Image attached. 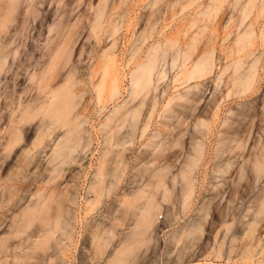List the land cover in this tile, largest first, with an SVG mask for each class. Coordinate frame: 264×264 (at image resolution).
I'll list each match as a JSON object with an SVG mask.
<instances>
[{
	"label": "rangeland",
	"instance_id": "1",
	"mask_svg": "<svg viewBox=\"0 0 264 264\" xmlns=\"http://www.w3.org/2000/svg\"><path fill=\"white\" fill-rule=\"evenodd\" d=\"M112 4L116 31H91L97 7ZM13 15L0 47L20 83L49 60L51 21H70L65 53L47 70L46 93L71 103L68 116L79 129L67 156L68 124L42 109L20 119L14 104L6 108L8 127L19 132L14 141L0 133V236L11 234L15 218L11 241L24 245L15 250L19 259L5 264L42 257L44 244L29 250L38 222L18 219L35 192L46 197L53 223L63 226L77 214L72 240L59 229L53 235L51 245L65 248L56 264H105L121 248L123 264H264V214L254 239L243 236L264 193V174L255 180L248 169L264 165V0H36ZM246 28L253 45L242 48L235 38ZM171 38L187 60L170 47ZM206 52L215 67L197 73L193 65ZM149 55L155 57L149 78L135 80L132 72ZM99 62L106 64V85L97 95ZM113 80L118 94L111 92ZM33 87L30 79L15 94L25 100ZM189 166L192 193L183 203L180 174ZM159 171L161 179L153 176ZM149 200L151 223L141 227L137 217ZM95 242L102 247L96 250ZM245 246L251 256L242 261Z\"/></svg>",
	"mask_w": 264,
	"mask_h": 264
},
{
	"label": "bare ground",
	"instance_id": "2",
	"mask_svg": "<svg viewBox=\"0 0 264 264\" xmlns=\"http://www.w3.org/2000/svg\"><path fill=\"white\" fill-rule=\"evenodd\" d=\"M2 1L5 2L4 3L5 6L1 3V0H0V39H1V36H5L10 33L9 26L13 22V16H16L13 14L15 12L17 13L18 9L21 8V6L26 2H27V6L31 8L34 5V2L36 0H2ZM113 7H114L113 4L111 7H109V5L102 7V8H100V6L97 7L99 9L93 15L92 24L90 26L91 31L95 33L98 32L101 34H104L103 31L105 30L106 32L107 28L111 30V33L116 31V27L113 24V21H114ZM211 9H212V6L211 7L209 6L207 12L211 11ZM69 23L70 21H67L65 23V19L64 21L57 20L54 22V19L51 21V24H49L48 31H47L51 35L47 36L46 39H48V41L52 40V48L45 54V56H47L49 60L47 61L43 60V63L41 65L39 66L36 65L37 67L34 68V70H31V72H29L30 73L29 76L27 78H23V81H24L23 83L22 82L20 83V80L22 79L21 77L11 74L13 63H11L10 65H6L7 64V61H6L7 52L4 50L5 48H3V46L0 47V83L2 85V91L0 93V101L1 102L3 101L2 103L0 102V133L5 134L6 140H9V141L10 139L14 141V140H17L18 138L17 135H18L19 129L15 128L14 125H12L13 129L12 128L10 129V127H8L9 119H10V112L6 110V108L11 106L12 104H14L16 108L18 109V111L21 113L19 117L20 119H22V116L28 112V109H31V108L42 109V112L45 113L48 118L57 117L59 118V120H62L64 121V123L68 124V130L65 136V142L62 145L64 154H67V156L70 155V153L72 152V149H74V147L78 145L76 135L79 129V125L76 119H73V118L70 119L68 116L69 108H70L69 105L71 103L69 102L67 103L66 99L63 98V96L60 94L54 96V94L51 92V95L48 97L47 95L48 93H46V89L48 88L46 76H47V70L48 68L50 69V66L53 64V61L57 59L60 55L65 53L64 46L67 44L65 41V38L67 36V32H68L67 27ZM252 33L253 32L250 29L247 31H244L243 33L241 32V34L238 33L235 38V43L237 45H240L242 48L251 47L253 45V39H254L253 38L254 36ZM167 41L170 47L175 49L176 54L181 55L182 60L185 61L188 59L187 51L182 52V50L179 48L178 44L176 43L175 39L171 38V39H168ZM256 61L257 60L254 61V64L256 63ZM154 65H155V57L149 55L147 59L144 62H141L140 64H138L135 67L134 71L132 72V75H134L135 80L142 79L143 77L149 78L150 72L154 69ZM193 66L196 69L195 71L197 73L203 74L205 71L209 72L210 70L214 69L215 61L212 59L209 52H206L202 57H200L195 62ZM95 68L102 69L101 77L95 86L96 94L99 95V93L102 90H104L105 85H106V79H105L106 64L99 62ZM95 68L91 71V73L95 72L96 70ZM181 74L191 78V71L189 72L186 69H182ZM248 78H249L248 81L250 82V84L254 85L255 72L251 71V73L248 74ZM30 79H34V87H33L34 91L30 97L23 100L15 94V93L20 94L22 89L20 90V92H17L15 88L25 84L26 81ZM133 83H134V80H133ZM111 84H112L111 92L113 94L114 93L118 94L119 89H117L115 81L114 80L111 81ZM52 100L54 101L52 102ZM63 101H65L63 108H59L58 107L59 104H61V102ZM49 105H50V108L47 110ZM54 106H57L58 108H53ZM61 144L62 142L57 144V147ZM60 150H61L60 147L58 149L54 148L53 156L54 157L61 156ZM228 154L232 155L233 152L229 151ZM193 164H195V162H193ZM229 166H230L229 164H226L225 170L228 169ZM192 169L193 168L189 166L184 171H182V173L180 174L181 179L184 180L185 182V187L182 192L183 203L187 202L188 198L191 196V193H192L193 179L189 176V172ZM248 169L252 173L253 178L255 180L260 179L264 174V165L262 163H257L253 166L248 167ZM245 170H246V166H244L243 164L239 166L238 178H240V176L243 175V172ZM153 176L157 179H161L162 174L160 173V171L154 172ZM32 197L33 199H31L29 203L26 205V207L20 211L19 216H18L19 220H22V219L27 220L26 223H33L35 221L38 222L37 226L32 230L31 241L29 244V250L31 251L30 253H33L35 247H37L38 245L40 246L41 244H44L42 248L43 249L42 257L37 259L36 264H56V261L60 262L63 260L65 248L62 247V244L59 241L55 242L54 245H51V240L53 239V235L59 229L63 231L62 235L65 237L66 240H69V241L72 240L74 232H75V223L77 219L76 218L77 214L75 215L70 214L69 221L67 220L64 222L63 226H59L57 222L53 223L50 219L51 217L46 210V206H48V201L46 197L42 195H38V192H35L34 194H32ZM258 201H259V207L253 210L254 219L247 226L246 232L243 235L248 240L254 239V232H255L257 220L264 214V193L260 197H258ZM72 202L73 203L75 202L74 199H72ZM153 207H154L153 202L149 200L148 203L141 210L140 215H138L139 217H137L138 225H140L141 227L143 226L147 227L150 225L151 223L150 211L153 209ZM16 222H17V219L15 220V218H13L11 221V224L9 226V229L13 230L11 234L6 235V236H0V264H5L8 261L14 263L16 259H19L15 253V250L19 247H22L24 244L21 242H18L17 244H12V241H11V238L16 237L15 235L16 234L15 228H17ZM1 225H2V221L0 220V226ZM138 225L136 226L138 227ZM95 236H96V233H93L91 235L92 243L96 241ZM28 240H30V238L26 239V242ZM95 244L97 246V248H95L96 250L102 247L101 242H98V243L95 242ZM261 245H262V248H264V242ZM122 254H123V249L121 248L105 264H123V259L121 257ZM250 256L251 254L249 252V247L245 246L243 251L240 252V259L242 261H247ZM39 260L42 263H39Z\"/></svg>",
	"mask_w": 264,
	"mask_h": 264
},
{
	"label": "built area",
	"instance_id": "3",
	"mask_svg": "<svg viewBox=\"0 0 264 264\" xmlns=\"http://www.w3.org/2000/svg\"><path fill=\"white\" fill-rule=\"evenodd\" d=\"M160 217V216H159Z\"/></svg>",
	"mask_w": 264,
	"mask_h": 264
}]
</instances>
